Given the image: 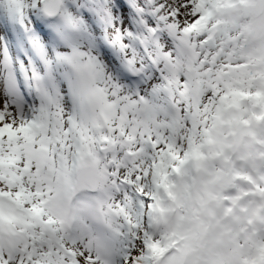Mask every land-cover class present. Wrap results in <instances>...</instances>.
<instances>
[{
	"label": "snow or ice",
	"instance_id": "snow-or-ice-1",
	"mask_svg": "<svg viewBox=\"0 0 264 264\" xmlns=\"http://www.w3.org/2000/svg\"><path fill=\"white\" fill-rule=\"evenodd\" d=\"M0 264H264V0H0Z\"/></svg>",
	"mask_w": 264,
	"mask_h": 264
}]
</instances>
